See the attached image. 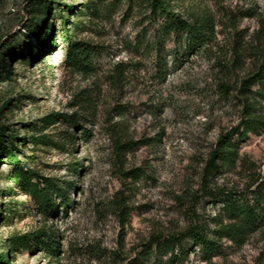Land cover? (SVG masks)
I'll use <instances>...</instances> for the list:
<instances>
[{
  "label": "rangeland",
  "instance_id": "374dc122",
  "mask_svg": "<svg viewBox=\"0 0 264 264\" xmlns=\"http://www.w3.org/2000/svg\"><path fill=\"white\" fill-rule=\"evenodd\" d=\"M34 1L0 0V54L29 47L0 74V125L22 164L68 202L53 193L58 210L46 213L26 189L10 190L12 166L0 152V254L9 264H154L156 238L192 227L220 253L186 238L158 264H264V228L243 244L216 233L229 220L219 194H250L264 179V130L240 141L234 166L206 171L247 106L264 113L258 85L245 82L264 53V0H169L212 29L189 54L175 34H162L152 0H45L43 27L54 28L42 43L29 31ZM75 43L90 49L89 67L76 65ZM55 113L62 117L45 127ZM39 231L57 251L37 242ZM23 235L30 242L13 251L10 238Z\"/></svg>",
  "mask_w": 264,
  "mask_h": 264
},
{
  "label": "trees",
  "instance_id": "16d2710c",
  "mask_svg": "<svg viewBox=\"0 0 264 264\" xmlns=\"http://www.w3.org/2000/svg\"><path fill=\"white\" fill-rule=\"evenodd\" d=\"M34 6L36 10L31 12L33 19H37V22L30 26L29 31L35 33L40 39V43L44 40V37L50 33V29L54 28V23L50 20L47 21L45 27H43L48 15L51 12L50 1L35 0ZM74 6H68L69 11ZM152 9L155 13H161L165 17V22L161 26V32L163 35L171 36L176 35V41L180 44H184L185 53L189 54L192 51L198 50L203 47L211 39L212 29L209 25L201 23L199 20H187L181 15L172 11L169 0H152ZM36 15H39L36 17ZM43 27V28H42ZM163 40L159 37L156 42L158 48ZM26 45L19 44L17 49L10 50L5 54H0V74L8 72L11 68L10 58H13L22 49L28 50ZM52 46L49 45L50 50ZM73 59L76 65L82 68L90 66V49L81 47L79 44H72L70 47ZM25 51H23L24 53ZM33 56H28V59H32ZM38 57V56H37ZM245 82L248 83V90H251V86L258 85L259 90L257 94L264 99V53L256 71L249 76ZM4 108V107H3ZM58 117H62L59 113L52 114L51 116L43 118L45 127L51 124ZM6 126L0 125V152L2 157L9 161L12 166L9 178L12 183L10 190L13 187H22L29 191L41 205L42 210L46 213H55L58 210V204L54 200L52 194L56 193L63 201V207L66 206L67 193L62 188L57 187L49 182V180H41L40 176L31 168L26 167L19 159V148L16 147L14 142H8L5 132ZM264 130V113L258 110L256 107L249 105L247 111L242 119V122L231 130L227 136H224L219 147L213 152L210 160L207 163L206 171L210 174L222 172L224 167H232L236 164L239 157V143L242 139L246 138L250 133H260ZM89 131L85 130V134ZM14 139V138H13ZM43 138L39 136L33 137L34 143H41ZM26 139L24 140V142ZM127 144H132L128 142ZM250 194L241 193L239 195H233L231 192L220 193L219 201L223 204L224 211L228 217V222L222 221L220 228L216 231L221 239L229 238L236 243L243 244L247 237L264 228V179L258 181L256 187L251 189ZM207 194L216 196V193L208 192ZM34 238L41 245H45L51 250L57 251V247H53V241L45 231H39L34 234ZM186 238H190L203 246L204 251L210 257L218 255L220 253V244L208 238L207 234H204L199 229L189 228L187 231L177 235L165 237L164 239L158 237L153 242L156 244L155 258L160 255H176L177 249H184V241ZM13 245V251H15L20 245H27L31 240V235L15 236L10 238ZM151 243L147 245L144 255L148 259L154 255L152 251ZM142 263V261L140 262ZM0 264H9V255L7 253L0 254Z\"/></svg>",
  "mask_w": 264,
  "mask_h": 264
}]
</instances>
